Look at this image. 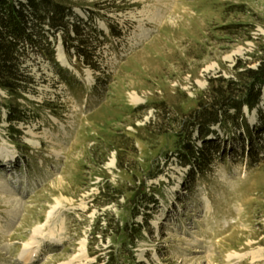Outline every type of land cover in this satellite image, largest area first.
I'll use <instances>...</instances> for the list:
<instances>
[{"label": "rangeland", "instance_id": "374dc122", "mask_svg": "<svg viewBox=\"0 0 264 264\" xmlns=\"http://www.w3.org/2000/svg\"><path fill=\"white\" fill-rule=\"evenodd\" d=\"M73 3L108 37L100 69L52 37L71 83L33 54L18 119L0 91V264H264V159L202 173L176 154L177 119L208 79L258 65L264 0Z\"/></svg>", "mask_w": 264, "mask_h": 264}, {"label": "trees", "instance_id": "16d2710c", "mask_svg": "<svg viewBox=\"0 0 264 264\" xmlns=\"http://www.w3.org/2000/svg\"><path fill=\"white\" fill-rule=\"evenodd\" d=\"M73 1L0 0V91L15 100L8 104L4 100L9 121L18 119L17 100L26 98L34 82L28 64L33 54L54 64L60 77L71 83V73L56 61L55 43L50 38L57 40L59 36L68 56L100 69L99 58L108 37L98 29L95 15L85 18L78 14ZM107 27L111 35H121L112 23ZM261 50L256 67L240 59L234 65L233 77H210L196 107L177 119L176 154L185 165L203 173L215 160H226L228 155L254 165L264 159V48ZM122 230L128 239L136 236L127 224Z\"/></svg>", "mask_w": 264, "mask_h": 264}, {"label": "bare ground", "instance_id": "6f19581e", "mask_svg": "<svg viewBox=\"0 0 264 264\" xmlns=\"http://www.w3.org/2000/svg\"><path fill=\"white\" fill-rule=\"evenodd\" d=\"M134 98V101H141V99H138L137 97H135V96H133ZM4 159H5V161H7V160H10L11 158H7V157H5L4 156ZM13 159H14V157H13ZM7 166V165H6ZM1 184H0V189H1ZM49 219H48V223L47 224H44V225H41V226H39V227H37V228H35L34 229V235H33V238H35V239H37L38 237H40V235L42 234V226H46V225H48L49 224V222H50V220H51V218H52V216H53V214H54V212L53 211H49ZM50 234L52 235H54V230H52V229H50ZM35 251L33 250V249H31V250H29L28 249V256H27V260H30V259H32V257H35L36 256V253H34Z\"/></svg>", "mask_w": 264, "mask_h": 264}]
</instances>
